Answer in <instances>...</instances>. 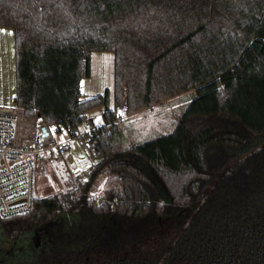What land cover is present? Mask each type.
<instances>
[{"label":"trees","instance_id":"trees-1","mask_svg":"<svg viewBox=\"0 0 264 264\" xmlns=\"http://www.w3.org/2000/svg\"><path fill=\"white\" fill-rule=\"evenodd\" d=\"M0 25L13 104L92 125L99 156L77 188L0 218V264H264V0H0ZM92 51L114 54L112 93L83 97ZM188 91L169 132L127 142L115 125L124 102Z\"/></svg>","mask_w":264,"mask_h":264},{"label":"built area","instance_id":"built-area-1","mask_svg":"<svg viewBox=\"0 0 264 264\" xmlns=\"http://www.w3.org/2000/svg\"><path fill=\"white\" fill-rule=\"evenodd\" d=\"M115 125L118 129L123 127L119 116L115 118ZM94 132L93 127H88L82 131L76 130L75 135L70 134L90 150L97 146ZM69 148V140L57 142L53 130L36 117L27 115L24 108L14 104L0 107L1 219L25 214L34 207L37 180L42 169L52 164L56 166ZM83 180L72 178L73 189ZM93 196L98 198L97 192Z\"/></svg>","mask_w":264,"mask_h":264},{"label":"rangeland","instance_id":"rangeland-1","mask_svg":"<svg viewBox=\"0 0 264 264\" xmlns=\"http://www.w3.org/2000/svg\"><path fill=\"white\" fill-rule=\"evenodd\" d=\"M6 41L3 37L2 44L0 43V68L4 69L14 67L12 42L9 40V44H7ZM104 54H106V58L102 59V65L101 59L96 58L97 53L93 55V73L90 77L83 78L80 85L83 97H89L102 93L104 88L110 86L112 87L113 85V53L106 51ZM111 87L109 88L110 93H112ZM191 96L192 91H188L182 94L174 95L173 97L155 101L147 107L131 111L127 109L125 102L118 106L116 108V117L119 116L122 119L123 127L120 130L125 135L126 141L147 140L171 131L177 123L180 114L184 111ZM101 108L102 106H96L87 112V115L93 118V122L96 124L102 123V115L100 114ZM121 113L123 114L121 115ZM97 118H99V122H97ZM53 137L57 142L64 139L70 140V148L65 155L67 159L66 167L70 170L74 177L84 179L90 166L99 159V156H96L89 149L84 148L78 138L76 136H72L65 128H62L59 131L53 130ZM57 164L61 165L64 164V162L59 161ZM52 165H49L46 168L44 167L39 179L37 180V199L48 198L56 193L59 194L71 191L74 188L73 185L71 187H66L64 185V183L67 182L66 178H68V181L69 178H71L70 175L67 174L64 169L59 170V172L57 169L54 171L51 168ZM45 174H49L47 176L46 187L44 186L43 179ZM54 185L57 186L56 188H58V190L51 191L49 195L44 194L47 193V191ZM34 237L38 242V234H35ZM2 238V232L0 231V239L2 240Z\"/></svg>","mask_w":264,"mask_h":264},{"label":"crops","instance_id":"crops-1","mask_svg":"<svg viewBox=\"0 0 264 264\" xmlns=\"http://www.w3.org/2000/svg\"><path fill=\"white\" fill-rule=\"evenodd\" d=\"M2 36L4 37V40L5 41L7 40L6 41L7 44H9V40H11V42H12L14 67L7 68V69L0 68V107L13 105V93H14V89H15V52H14V33H13L12 28L6 27V26H1L0 25V43L1 44H2V40H3V37ZM105 52L106 51H92L91 52V75L93 73V71H92V68H93V66H92V58H93V55L95 53H97V55H96L97 57L96 58H100L101 59V65H102V63H103L102 59L103 58H106V54H104ZM110 52H112V51H110ZM113 59H114V54H113ZM82 79L80 80V85L82 83ZM110 87H107V88H110ZM80 90H81V87H80ZM81 92H82V90H81ZM99 106H102V105H99ZM99 106H97V107H99ZM93 108H95V107H93ZM91 109L92 108H90L87 111H85L86 115H87V112L89 110H91ZM103 109L104 108L102 106V108L100 110V114L101 115H102ZM87 116H89V115H87ZM93 123L96 124L95 122H93ZM88 127H91V126L88 125V124H86L85 122H83V123H81V124L78 125L77 130L82 131V130H85L86 128H88ZM64 140H69V139H64ZM60 141H62V140H60ZM69 142H70V140H69ZM65 155L61 159H59V161H63L65 165L64 164H61V165H58L57 164L56 166H52L51 168L54 171H55V169H57L58 172H59V170L64 169L66 171V173L69 174L70 177L74 179L76 177H74V175L66 167V165H67V159H66ZM71 178H69V181H68V178H66L67 182L64 183V185L66 187H71L72 186V184L70 183V182H72V179ZM56 187L57 186L54 185L51 189H49L47 191V193H44V194H48V193H51V191L58 190V188H56Z\"/></svg>","mask_w":264,"mask_h":264},{"label":"water","instance_id":"water-1","mask_svg":"<svg viewBox=\"0 0 264 264\" xmlns=\"http://www.w3.org/2000/svg\"><path fill=\"white\" fill-rule=\"evenodd\" d=\"M19 113H21V110L19 111ZM49 174H45L44 175V177H43V179H44V186L46 187V185H47V176H48Z\"/></svg>","mask_w":264,"mask_h":264},{"label":"snow or ice","instance_id":"snow-or-ice-1","mask_svg":"<svg viewBox=\"0 0 264 264\" xmlns=\"http://www.w3.org/2000/svg\"><path fill=\"white\" fill-rule=\"evenodd\" d=\"M123 113H121V115H122ZM97 122H99V118H97Z\"/></svg>","mask_w":264,"mask_h":264}]
</instances>
